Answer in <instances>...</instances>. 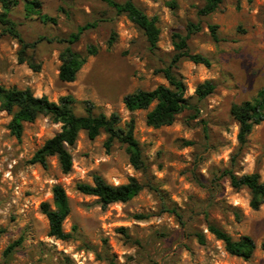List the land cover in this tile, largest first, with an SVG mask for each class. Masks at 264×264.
Instances as JSON below:
<instances>
[{"label": "rangeland", "instance_id": "obj_1", "mask_svg": "<svg viewBox=\"0 0 264 264\" xmlns=\"http://www.w3.org/2000/svg\"><path fill=\"white\" fill-rule=\"evenodd\" d=\"M27 1L12 3L9 17L28 46L0 21V84L29 87L52 101L72 94L77 113L91 105L107 115L117 112L123 126L133 119L149 172L134 168L125 144L116 141L108 148L105 132L94 139L80 132L70 147L69 173H63L56 156L47 165L33 163L35 152L62 123L41 114L25 122L18 137L9 127L12 114L0 103V264H264V203L254 209L250 190L233 187L228 174L258 172L264 180V121L241 146L239 124L231 112L233 105L253 99L264 88V0H224L208 15L199 14L202 0H133L157 18V49L106 0H39L41 13L56 22L28 14ZM211 25H217L218 40ZM81 26L87 28L73 48L83 51L93 43L99 52L88 58L74 81L65 82L59 78L60 53L68 45L65 39ZM190 28V50L212 63L183 58L176 70L190 106L170 125L149 126L146 116L155 102L132 111L124 97L169 84L163 69L175 53V34L186 36ZM206 81L215 89L200 98L196 88ZM95 175L114 185L132 177L151 180L158 191L147 187L127 202L104 207L97 196L77 190L78 182L93 183ZM56 184L63 185L71 205L63 224L72 233L68 240L49 234L42 211L45 201L54 206ZM209 223L234 239L251 236L257 244L251 258L229 253L209 231Z\"/></svg>", "mask_w": 264, "mask_h": 264}, {"label": "trees", "instance_id": "obj_2", "mask_svg": "<svg viewBox=\"0 0 264 264\" xmlns=\"http://www.w3.org/2000/svg\"><path fill=\"white\" fill-rule=\"evenodd\" d=\"M118 13L126 14L129 19L139 27L147 37L151 49L158 48L161 29L157 24L156 17H150L133 0L123 3L116 0H106ZM203 6L199 10L200 15H208L216 11L224 0H202ZM4 11L0 13V21L6 25V30L17 37L24 47L28 46L16 28V23L9 17V10L12 3L17 0H1ZM41 2L39 0H28L26 10L28 14L37 13L44 22H56V18L48 14L41 13ZM89 26V25H88ZM197 26L190 24V27ZM211 30L215 40H218L217 25H211ZM87 26L79 27L77 32L72 33L68 39V45L61 51L59 68V78L65 82H72L76 79L78 72L88 61L90 56L99 52L96 44L90 43L85 50L79 51L73 48L72 44L77 42ZM176 33L175 53L170 64L163 69L168 85L159 84L151 90L139 89L124 97V102L129 110L148 109L154 102L155 106L148 111L146 123L155 128L172 124L177 116L190 106L189 99L185 95L186 85L182 75L176 70L179 62L183 58L192 60L195 63L210 66L212 60L198 52H193L188 46V37ZM178 38V39H177ZM114 39V37H112ZM110 43H112L110 41ZM23 61V58H21ZM32 66L36 67L33 63ZM215 89L212 81H206L196 88L198 97L203 98ZM77 99L72 94H66L58 101H52L46 95L37 96L31 88L7 87L0 84V103L1 107L12 114L9 127L15 135L21 137L25 122L36 120L41 114L51 117L55 122L62 123V129L46 140V142L35 152L31 162L47 165L50 156H56L63 173H69L73 167V156L70 147L78 140L81 131H86L91 139H94L102 132L107 134L106 145L110 148L116 141L126 145L130 155V162L135 169L140 170L145 175L149 172V166L143 157V149L139 140L135 136L134 120L121 125V116L117 112L107 115L104 112H96L93 106H86L85 113L80 114L76 111ZM234 118L239 124L238 140L241 146L248 142V136L253 128L264 121V88L260 89L257 96L251 100L235 104L231 110ZM188 145L193 142L188 141ZM231 184L235 188L247 187L252 195L251 206L259 209L264 203V180L258 172L238 175L233 171H228ZM158 191L154 183L149 180L141 181L132 177L128 182L122 184H111L103 176L95 175L94 182H78L77 190L84 194L97 196L100 203L106 207L115 202H127L138 195L145 188ZM53 205L45 201L42 203V211L49 221V234L62 240L72 237L71 232L64 230V221L71 212V205L68 194L61 184L53 187ZM143 218L144 215H138ZM208 229L218 239L225 244L226 250L236 256L245 259L251 258L257 244L255 240L244 235L239 239H234L227 231L214 223L208 224ZM197 237L201 242H205L203 233H198ZM19 242V241H18ZM10 245L6 251L8 254L14 248ZM264 249V241L261 244Z\"/></svg>", "mask_w": 264, "mask_h": 264}]
</instances>
